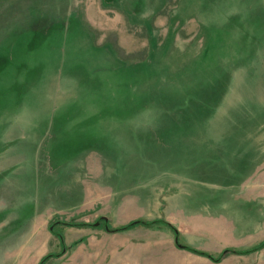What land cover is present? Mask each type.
Instances as JSON below:
<instances>
[{"label": "rangeland", "instance_id": "rangeland-1", "mask_svg": "<svg viewBox=\"0 0 264 264\" xmlns=\"http://www.w3.org/2000/svg\"><path fill=\"white\" fill-rule=\"evenodd\" d=\"M264 0H0V264H264Z\"/></svg>", "mask_w": 264, "mask_h": 264}, {"label": "trees", "instance_id": "trees-1", "mask_svg": "<svg viewBox=\"0 0 264 264\" xmlns=\"http://www.w3.org/2000/svg\"><path fill=\"white\" fill-rule=\"evenodd\" d=\"M61 225L67 226V227L86 226V227H92V228H102L104 231L109 232V233L127 231V230H130L132 228H136V227L167 228L173 233L174 243L178 248L184 249L186 251H189L191 253H194V254H197L200 256H203V257L211 260L212 262H219L228 254L244 255V254L255 252V251H258V250L264 248V238H263L259 243H257L256 245H254L250 248H246V249H242V250L233 249V248H225L221 252H219L218 254L214 255V254L207 253L204 251L196 250V249L189 247V246L183 244L182 242H180L179 232L177 231V229L174 226H172L171 224H169L168 222H166L165 220L160 219V218L153 219V220L135 219V220L129 221L128 223H126L124 225L112 227L110 225L108 218L99 217L95 222H93L91 224L74 223V222H61V221H55V222L50 223L48 225V230L59 239L63 249L65 248L64 244H63V236H62L61 231L58 228ZM58 255H60V254L59 253L58 254H53V253L46 254L45 256H43L39 260V262L37 264H43V262L46 261L47 259H49L51 257H57Z\"/></svg>", "mask_w": 264, "mask_h": 264}]
</instances>
